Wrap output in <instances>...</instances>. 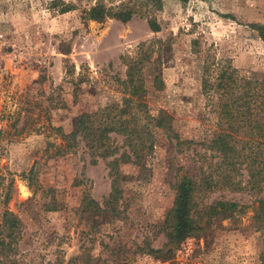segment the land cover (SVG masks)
Instances as JSON below:
<instances>
[{
    "label": "rangeland",
    "instance_id": "rangeland-1",
    "mask_svg": "<svg viewBox=\"0 0 264 264\" xmlns=\"http://www.w3.org/2000/svg\"><path fill=\"white\" fill-rule=\"evenodd\" d=\"M55 1L0 0V226L5 213L20 221L0 228V264H131L143 255L162 264H260L264 235L249 209L202 220L171 253L153 251L165 249L162 225L178 169L190 166L192 150L203 171L216 162L196 145L208 130L199 56L264 81V40L252 28L264 25V0H162L157 33L139 17L84 23L85 0H61L77 7L64 13ZM140 44L155 51L142 102L173 132L153 129V148L138 159L115 133L112 158L92 164L83 143L58 156L48 146L51 136L69 134L81 113L127 97L119 85L124 62ZM158 73L161 89L152 81ZM188 140L194 144L179 145ZM114 158L118 163L109 165ZM262 196L218 188L199 200L249 206Z\"/></svg>",
    "mask_w": 264,
    "mask_h": 264
},
{
    "label": "trees",
    "instance_id": "trees-1",
    "mask_svg": "<svg viewBox=\"0 0 264 264\" xmlns=\"http://www.w3.org/2000/svg\"><path fill=\"white\" fill-rule=\"evenodd\" d=\"M178 1L185 4L188 0ZM56 3L61 5L60 11L63 13L77 9L74 4L66 5L61 0H56ZM85 3L80 15L84 23L102 24L115 20L125 24L139 17L146 20L151 32L157 33L161 29L156 14L162 8V0H85ZM252 28L264 40V25H252ZM154 52L151 45L140 44L136 55L124 62L126 79L119 85L127 97L123 96L121 101L95 112L81 113L73 120V130L69 134H59L58 138L51 136L48 146L56 147L57 155L61 156L83 143L92 158L91 163L95 164L97 158L107 160L115 156L117 148L110 137L113 133L124 136L127 147L138 159L142 149L153 148V129L173 132L163 115L159 113L153 116L142 102L146 94L143 76L148 66L155 62L151 60ZM199 57L203 62L201 94L205 100L202 122L208 130L200 144L196 145L208 151L216 162L203 171L201 156L192 150L190 166L178 169L173 206L162 225L167 242L164 250L153 251L157 254L173 252L182 241L201 229L200 224L204 219H228L233 213L244 214L248 209L256 229L264 235V196L249 206L224 200L205 206L200 197L218 188H227L232 192H264V81L241 77L229 64L216 63L212 56L205 54ZM115 80L119 81L117 78ZM152 81L156 89H161L159 73L153 75ZM54 130L59 131V128ZM61 141L63 145L59 143ZM192 144V140L179 142V145ZM117 163L118 159L115 158L108 162L113 166ZM196 167L192 173L190 170ZM243 171L246 176L244 184ZM114 193L117 191L112 190L111 196ZM4 219L0 228L13 229L20 225V221L8 213H5ZM260 264H264V244Z\"/></svg>",
    "mask_w": 264,
    "mask_h": 264
},
{
    "label": "built area",
    "instance_id": "built-area-1",
    "mask_svg": "<svg viewBox=\"0 0 264 264\" xmlns=\"http://www.w3.org/2000/svg\"><path fill=\"white\" fill-rule=\"evenodd\" d=\"M2 38V36L0 35V39ZM4 42H1L0 40V56L2 54V49L4 47ZM131 264H162L161 261L156 260L155 258H153L150 255H143L142 257L138 258L135 262L131 263Z\"/></svg>",
    "mask_w": 264,
    "mask_h": 264
}]
</instances>
